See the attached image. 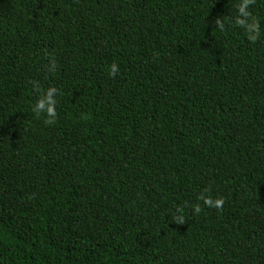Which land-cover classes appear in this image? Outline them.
Masks as SVG:
<instances>
[{
  "label": "trees",
  "instance_id": "obj_1",
  "mask_svg": "<svg viewBox=\"0 0 264 264\" xmlns=\"http://www.w3.org/2000/svg\"><path fill=\"white\" fill-rule=\"evenodd\" d=\"M238 2L0 0V264H264V0L255 42L216 27Z\"/></svg>",
  "mask_w": 264,
  "mask_h": 264
},
{
  "label": "clouds",
  "instance_id": "obj_2",
  "mask_svg": "<svg viewBox=\"0 0 264 264\" xmlns=\"http://www.w3.org/2000/svg\"><path fill=\"white\" fill-rule=\"evenodd\" d=\"M253 0H239L236 5V15L231 17L230 19L227 17L217 18L216 27L223 32L225 22L232 23L236 26H239L243 29L244 34L249 42H255L261 33V26L259 22L252 17L249 11V4L252 3ZM223 21V22H221ZM56 67V61L54 58H50L48 65H46L47 70L52 71ZM119 72V66L115 62L111 63L108 67V75L110 77H115ZM37 90L39 91V85L37 84ZM58 89L56 87L50 86L45 90L41 91L39 98L36 100L35 104L32 106L33 113L40 117L43 115L45 117L44 123L46 125H51L55 123L57 117L56 105H57V95ZM205 192L207 190L200 192L197 195V200L202 201L203 204L207 207L215 208L217 210L222 209L224 204L223 197H215L213 198L211 195H206ZM192 211L194 213L201 212L200 203H194L192 205ZM173 222L177 224H184L185 219L183 216L182 208L176 209V215L173 219Z\"/></svg>",
  "mask_w": 264,
  "mask_h": 264
}]
</instances>
